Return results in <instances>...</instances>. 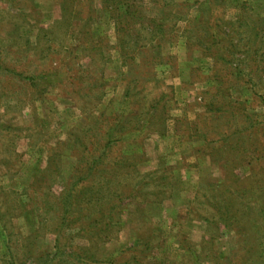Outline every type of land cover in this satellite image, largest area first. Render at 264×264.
Segmentation results:
<instances>
[{
    "label": "rangeland",
    "instance_id": "obj_1",
    "mask_svg": "<svg viewBox=\"0 0 264 264\" xmlns=\"http://www.w3.org/2000/svg\"><path fill=\"white\" fill-rule=\"evenodd\" d=\"M0 264H264V0H0Z\"/></svg>",
    "mask_w": 264,
    "mask_h": 264
},
{
    "label": "trees",
    "instance_id": "obj_2",
    "mask_svg": "<svg viewBox=\"0 0 264 264\" xmlns=\"http://www.w3.org/2000/svg\"><path fill=\"white\" fill-rule=\"evenodd\" d=\"M113 1H115V0H113ZM131 7H133V4L127 5V8L125 9V11L120 12V14H119L120 30L125 29L130 24V22L133 21L134 18H136L135 13L131 11V9H132ZM68 202H72V201H68ZM58 249L61 252L65 249L67 250L68 247L67 246L61 247V245H58Z\"/></svg>",
    "mask_w": 264,
    "mask_h": 264
}]
</instances>
